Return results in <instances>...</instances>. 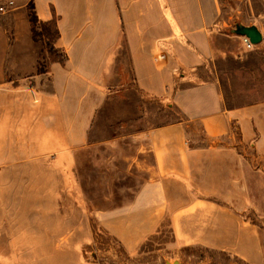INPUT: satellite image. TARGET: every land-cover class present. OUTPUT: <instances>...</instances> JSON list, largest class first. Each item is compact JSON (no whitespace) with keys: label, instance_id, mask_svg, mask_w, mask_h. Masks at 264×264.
I'll return each mask as SVG.
<instances>
[{"label":"crops","instance_id":"0c3cea01","mask_svg":"<svg viewBox=\"0 0 264 264\" xmlns=\"http://www.w3.org/2000/svg\"><path fill=\"white\" fill-rule=\"evenodd\" d=\"M0 1H13L0 13L1 151L6 150L8 136L2 129L8 122L13 124L10 146L25 139L32 147L23 149L33 155H57L64 177L90 148L98 157L92 162L108 173L118 172L116 181L104 179L110 192L95 215L127 251L137 249L169 217L176 243L230 251L261 264L260 227L245 213H264V181L257 164L264 158V102L228 106L219 83L200 78V71L210 70L223 39L233 37L213 30L221 14L218 2L34 0L42 20L57 15V46L67 54L64 65L50 62L51 90L37 97L31 88H6L10 82L3 78L8 67L36 63L42 47L32 36L29 0ZM123 74L133 76L149 97L176 108L182 118L90 140L107 100V82ZM5 110L20 113L6 121ZM29 122L37 124L36 132ZM237 128L239 144L233 135ZM243 143L256 151L255 162ZM119 174L122 184L116 183Z\"/></svg>","mask_w":264,"mask_h":264},{"label":"rangeland","instance_id":"374dc122","mask_svg":"<svg viewBox=\"0 0 264 264\" xmlns=\"http://www.w3.org/2000/svg\"><path fill=\"white\" fill-rule=\"evenodd\" d=\"M216 1L221 14L213 30L216 29L215 33L220 36L222 34L221 37H233L224 38V43L218 44V55L211 61L210 70L200 71V78L216 80L228 106L262 103L264 0ZM10 2L13 4V1H0V13L3 12L2 7L6 11L8 5H12ZM242 26H257L262 33V41L252 49L246 48L242 36L237 33ZM39 43L42 47L36 53V63L24 65L22 61L8 67L3 77L4 82H10L6 88H23L27 92L31 88L37 97L43 91L51 90L49 73L44 69V64H38L39 59H43L47 66L48 53L43 43ZM224 51H231L232 54L225 55ZM123 56L121 60H124L126 68L128 61L126 55ZM124 71L128 73L124 69L119 70L121 73ZM105 87L108 88L107 100L98 111L90 140L111 139L182 118L180 111L167 102L153 99L142 92L133 76L114 75ZM3 113L8 121L13 115L16 118L20 111L5 110ZM10 123H6L4 131L2 129V134L8 136L4 141L6 150L0 149V264H251L230 251L176 243L170 219H166L137 249L127 251L103 228L95 215L97 206L106 205L110 192L104 179L109 176L115 180L118 172L108 173L105 166L98 167L92 162H96L98 157L87 148L79 154L81 159L77 167L69 165L64 177L60 174L57 155L51 154L45 158L33 155L23 149L25 146L32 147V144L26 145L25 139L13 140L17 146H10L9 132L13 126ZM31 126L34 127L32 131L38 130L35 129L37 124L29 122L28 127ZM196 130H200V127ZM233 132L239 144L240 131L237 128ZM255 132L256 135L260 134L256 127ZM240 146L250 149L255 162L256 151H252L253 147L247 143ZM10 147L16 150L11 151ZM8 151L9 154H5ZM257 164L258 173L264 181V158L260 156ZM97 179L101 182L98 183ZM116 183H123L122 174H119ZM261 185L260 192L264 190L262 182ZM245 214L259 224L263 248L261 264H264V213L247 211Z\"/></svg>","mask_w":264,"mask_h":264},{"label":"trees","instance_id":"16d2710c","mask_svg":"<svg viewBox=\"0 0 264 264\" xmlns=\"http://www.w3.org/2000/svg\"><path fill=\"white\" fill-rule=\"evenodd\" d=\"M28 15L31 24L32 36L36 42H42L44 45V50L48 53V63L47 66L43 59H39L38 64L42 66L44 64V69L46 72H50L49 62H60L62 65L66 63L67 54L60 47L57 46V41L60 37V30L58 27V18L54 14V18L51 20H42L36 11V6L34 0H29L28 2ZM42 51L40 52V56ZM43 60V62H42ZM43 70V69H42ZM41 70V71H42ZM170 219L169 217L164 218L162 223ZM171 222V221H170ZM160 224V226L162 225Z\"/></svg>","mask_w":264,"mask_h":264},{"label":"water","instance_id":"95a60500","mask_svg":"<svg viewBox=\"0 0 264 264\" xmlns=\"http://www.w3.org/2000/svg\"><path fill=\"white\" fill-rule=\"evenodd\" d=\"M237 33L241 36L246 35L250 38L255 45L262 41V33L257 26H242L239 27ZM167 264H180L179 262L167 263Z\"/></svg>","mask_w":264,"mask_h":264},{"label":"built area","instance_id":"2783aa9c","mask_svg":"<svg viewBox=\"0 0 264 264\" xmlns=\"http://www.w3.org/2000/svg\"><path fill=\"white\" fill-rule=\"evenodd\" d=\"M10 3L12 4V2H10ZM1 9H2V11H4L5 7H2ZM242 40H243V43H244V45L246 46L247 49L254 48L255 44L252 43V41L250 40V38L248 36L243 35L242 36Z\"/></svg>","mask_w":264,"mask_h":264}]
</instances>
